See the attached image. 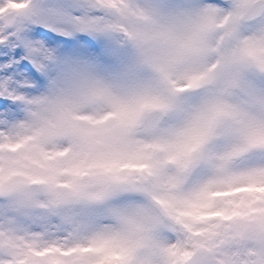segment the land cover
I'll use <instances>...</instances> for the list:
<instances>
[{
    "label": "snow or ice",
    "instance_id": "snow-or-ice-1",
    "mask_svg": "<svg viewBox=\"0 0 264 264\" xmlns=\"http://www.w3.org/2000/svg\"><path fill=\"white\" fill-rule=\"evenodd\" d=\"M92 2L86 0L88 6ZM105 5L124 17L139 15L152 20L160 14L150 4L133 8L124 0H105ZM179 15L189 18L200 34L219 25L226 36L232 37L247 21L264 20V0H234L227 12L208 5ZM60 23L65 27L57 26ZM34 24L41 26L31 28ZM114 30V25H102L99 18L73 16L58 6H44L34 0H0V156L29 138L39 141L57 135L87 137L102 128L107 131L105 122L113 116L126 134L138 122L146 104L167 111L174 105L176 92L217 82L220 97L213 103L195 143L179 146L169 154V159L175 161L176 173L165 179L168 191L157 199L171 223L164 225L159 217L145 220L142 213L131 216L113 208L109 213L121 222V227L91 232L83 242L67 246L42 244L38 238L22 246L4 241L0 264H151L153 254L162 257L164 264H191L200 250V241L191 236V226L184 223L182 216L185 209L194 206L217 213L202 221L211 222L208 231L214 235L232 234L241 241L264 236V87L257 84L264 80V29L222 55L220 66L225 75L219 81L215 72H202L186 75V82H182L173 78L172 67H160L171 92L167 97L141 95L128 100L114 95L100 81L69 98L52 100L44 95H27L40 81L38 73H46L48 63L57 59L55 49L45 41L65 47L76 45L83 56L103 59L108 53L89 37L108 36ZM132 39L139 42L142 37L134 33ZM250 75L256 80L249 79ZM233 96L240 97V102H230ZM96 100L105 101L110 111L84 114V105ZM18 105L29 106L28 118L5 119ZM148 144L114 153L108 182L91 198L103 201L119 186L147 191L140 181L160 178L166 167V161L154 152L161 139L153 138ZM198 144L203 147L192 156ZM196 168L204 169L206 174L186 187ZM165 228L177 232L175 242L158 238L156 233ZM181 232L186 234L184 238ZM254 264H264V249L254 254Z\"/></svg>",
    "mask_w": 264,
    "mask_h": 264
},
{
    "label": "clouds",
    "instance_id": "clouds-1",
    "mask_svg": "<svg viewBox=\"0 0 264 264\" xmlns=\"http://www.w3.org/2000/svg\"><path fill=\"white\" fill-rule=\"evenodd\" d=\"M34 2L64 8L73 16L86 14L99 18L102 25L115 26L108 36L89 37L108 53L103 59L83 56L76 45L65 47L45 41L55 49L57 59L48 63L46 73H38L40 81L27 95H44L52 100L77 95L95 81L128 100L141 95L167 97L171 92L159 71L166 66L172 67L173 78L182 82H186V75L202 72H215L219 81L225 75L220 66L222 55L244 38L264 29V20L254 19L244 23L236 36H226L219 25L207 34H200L189 18L179 15L208 5L227 12L234 0H124L133 8L146 4L157 7L160 14L152 20L139 15L121 16L115 8L107 7L105 0H93L91 6L86 0ZM38 26L41 25L30 27ZM57 26L65 27L62 23ZM134 33L142 37L139 42L132 39ZM35 39L43 40V37ZM249 79L256 80L253 75ZM257 84L264 87V80ZM220 91L217 82H208L176 92L174 105L167 111L146 104L138 122L126 134L121 132L117 117L113 116L105 122L107 131L102 128L87 137L57 135L39 141L29 138L5 151L0 156V250L4 241L18 246L37 238L42 244L55 242L67 246L83 242L91 232L122 226L109 213L113 208L131 216L142 213L145 220L159 217L164 225L171 223L157 199L168 191L165 179L176 173L175 161L169 159V154L179 146L190 147L195 143ZM240 99L233 96L230 102L239 103ZM28 107L18 105L5 119L25 120ZM82 111L105 114L110 109L105 101L96 100L85 104ZM156 137L161 139V144L154 147V152L166 161V167L160 178L140 181L147 191L119 186L103 201L91 198L108 182L114 153L136 150ZM202 147L198 144L191 155L195 156ZM205 174L204 169L196 168L186 187ZM215 215L213 209L198 206L184 211V223L191 226V236L200 241V250L191 264H254V254L264 249V236L241 241L232 234L214 235L208 231L211 222L202 221ZM156 235L168 242L177 239V232L167 228ZM185 235L180 233L181 238ZM151 264H164V260L153 254Z\"/></svg>",
    "mask_w": 264,
    "mask_h": 264
}]
</instances>
